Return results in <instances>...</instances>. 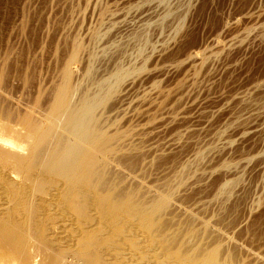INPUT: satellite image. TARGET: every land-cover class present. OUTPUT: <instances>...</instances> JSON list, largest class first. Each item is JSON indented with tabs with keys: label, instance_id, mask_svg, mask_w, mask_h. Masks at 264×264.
I'll return each instance as SVG.
<instances>
[{
	"label": "rangeland",
	"instance_id": "rangeland-1",
	"mask_svg": "<svg viewBox=\"0 0 264 264\" xmlns=\"http://www.w3.org/2000/svg\"><path fill=\"white\" fill-rule=\"evenodd\" d=\"M0 264H264V0H0Z\"/></svg>",
	"mask_w": 264,
	"mask_h": 264
},
{
	"label": "bare ground",
	"instance_id": "bare-ground-1",
	"mask_svg": "<svg viewBox=\"0 0 264 264\" xmlns=\"http://www.w3.org/2000/svg\"><path fill=\"white\" fill-rule=\"evenodd\" d=\"M78 48V47H77ZM75 54H77V53H75V52H73L72 53V55H71V58H69V59H73L76 55ZM77 58V57H76ZM75 58V59H76ZM70 61V60H69ZM73 61V60H72ZM71 61V62H72ZM68 68V67H67ZM67 70V69H66ZM68 72V71H67ZM66 73V72H65ZM65 73H64V75H65ZM66 79H64V80H66L65 82H64V84H63V86L61 87L60 86V90L58 91V99H59V102H58V105H57V107H56V111H58L60 108H63L64 107V105H66V102L64 101V99H65V97H66V95L68 94V92L70 91V86H69V84L67 83V80H68V78H69V76L67 75V73H66ZM67 76H68V78H67Z\"/></svg>",
	"mask_w": 264,
	"mask_h": 264
}]
</instances>
